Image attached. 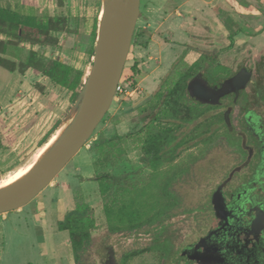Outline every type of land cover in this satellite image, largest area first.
Here are the masks:
<instances>
[{
	"label": "rangeland",
	"instance_id": "374dc122",
	"mask_svg": "<svg viewBox=\"0 0 264 264\" xmlns=\"http://www.w3.org/2000/svg\"><path fill=\"white\" fill-rule=\"evenodd\" d=\"M18 1L11 0L8 3L14 5ZM206 1L210 0H140V13L134 34L137 31H141L142 34L137 38L139 41L133 42L132 38L121 75V85L125 90L115 94L107 113L95 128L93 137L89 138L86 145L68 161L51 182L25 205L0 215V264H100L102 256L108 260L121 261L124 252L142 247L151 241L153 230L149 233L128 231L108 233L96 192L97 184L91 179L92 162L96 156L91 155L88 148L90 141L96 138L98 132H104L105 135L112 133L122 135L140 123L139 116L143 115L144 111L139 112L137 105L145 97L160 90L167 78L174 77L171 73L174 71L172 67L176 62L177 48L173 50V44L170 43L172 38L181 40L183 36L181 29L192 26L194 19L189 17V14L194 13L197 17L207 20L208 16L214 15L213 9L216 4L221 3L223 7L221 9L228 8L224 6L228 0H214L209 4ZM230 1L229 3L233 5L235 3L231 9L235 15L236 12H240L237 8L243 13L248 12V7L244 8L243 3L249 6L250 2L256 9L259 5L254 0ZM0 2L5 4V0ZM236 4L239 6L241 4L242 7L236 8ZM99 8L100 0H37L36 9L68 18L67 26L53 35L57 39V44L41 47L18 43L10 45L5 56L19 63L27 58L30 49L38 50L41 56L47 59L69 60L75 68L84 70L86 77L92 64L91 50L95 39L91 32L95 18L98 22ZM256 9L255 14H259L243 15L236 30H226L221 23L222 32L227 33L228 38L230 34L234 40L242 41L251 36L254 37L256 45L264 44V8H261L262 11ZM198 24L193 29L203 36L205 31ZM262 29L263 32L259 33ZM170 31L174 32V35H170ZM146 40L148 41L144 47ZM247 52L250 55L257 53L252 40L222 51L220 60L239 62L244 59ZM139 59L142 60L138 64L140 74L133 85L130 67ZM223 73L226 74L228 71L224 70ZM70 94V90L55 84L46 76L34 73L31 68L24 72L19 70L9 72L0 66V133L5 130L16 136V141L12 145H7L4 140L6 146L0 148V178H6L15 169L21 170L22 165L31 159L41 145L49 146L54 142L52 137L61 135L67 126L59 133L55 132L57 126L50 133L48 131L56 121L60 123L75 113L78 103L71 101ZM194 107L207 111L193 122L180 127L177 130V140L196 122L203 120L207 124L217 118V123L213 124L212 128L218 130H213L211 135L215 138L209 142L199 141L193 144L202 139L204 137L202 135L200 139L185 144L176 158V161H180L187 159L191 154L195 157L189 169L174 185L175 190L180 192V203L174 210L175 214L165 222L167 233L175 235L177 239L176 252L186 242L206 232L215 223L209 196L233 164L226 141L232 146H241L240 139L232 136L230 126L224 120V112L213 114L215 110L213 106L200 107L195 104ZM212 108L214 110H210ZM47 132L49 136L41 142ZM124 139L131 145L130 137L125 135ZM127 156L131 165H140L137 149L129 148ZM79 194L86 196L94 208L98 227L92 232L90 243L79 260L74 262L73 252L68 243V232L59 230L57 225L65 213L75 206ZM176 252L174 259L166 264L178 263ZM126 264H157V259L152 252H145L133 257Z\"/></svg>",
	"mask_w": 264,
	"mask_h": 264
},
{
	"label": "trees",
	"instance_id": "16d2710c",
	"mask_svg": "<svg viewBox=\"0 0 264 264\" xmlns=\"http://www.w3.org/2000/svg\"><path fill=\"white\" fill-rule=\"evenodd\" d=\"M36 5L37 0H21L14 5L0 2V66L9 72H24L31 68L34 73L46 76L55 84L70 90V99L74 102L84 83V70L75 68L67 59L44 58L40 51L33 49L19 63L5 56L8 47L18 43L41 47L57 44L53 35L67 26L68 18L38 10ZM96 25L97 18L91 32L94 39ZM141 34V31H137L133 35V42L139 41L137 38ZM147 41H144V46ZM140 61L142 60H135L130 67L133 85L140 74ZM196 65L188 70L185 69V64L174 68L171 73L174 77L167 78L160 90L145 97L137 105L138 111L144 112L139 116L140 123L129 132L122 135L98 132L96 138L90 141L88 152L96 156L92 162L91 179L97 184L96 192L108 233H149L153 230L148 244L131 248L122 254L121 261L124 264L145 252H152L157 264H166L177 251V239L175 235L167 233L165 222L175 214L174 210L180 203V192L175 190L174 185L186 173L195 157L191 154L185 160L176 161V158L182 146L200 139L202 135L204 137L193 144L199 141L209 142L215 138L211 135L213 130H218L212 128L217 123V118L207 124L203 120L196 122L177 140V130L180 127L193 122L207 111L195 109V104L187 94L186 83L191 74L189 70H193ZM58 123L56 121L48 132L53 131ZM48 132L41 142L47 138ZM125 135L131 138V145L125 141ZM4 140L7 145H12L16 136L4 130L0 133V148L6 146ZM129 148L138 150L140 165L130 164L127 156ZM77 197L75 206L65 213L57 225L59 230L68 232L74 262L79 260L90 243L92 232L98 227L94 208L87 197L80 194Z\"/></svg>",
	"mask_w": 264,
	"mask_h": 264
},
{
	"label": "flooded vegetation",
	"instance_id": "af4514ba",
	"mask_svg": "<svg viewBox=\"0 0 264 264\" xmlns=\"http://www.w3.org/2000/svg\"><path fill=\"white\" fill-rule=\"evenodd\" d=\"M213 1L210 0L211 3ZM229 1L224 3V6L228 7L225 9H221L223 8L221 3L216 4L213 9L214 15L208 16L207 20L197 17L194 13L189 14V17L194 19L192 26L181 29L182 39L172 38L170 43L173 44V50L177 48L175 50L177 58L172 69L185 64V69L188 70L197 64L193 70H189L191 74L186 83L191 101L200 107L213 106L215 110L210 109L214 110L213 114L224 112L225 122L229 121L232 126L230 130L232 136L239 138L241 143V146L236 147L226 141L233 164L209 196L215 223L206 232L186 242L176 252L177 264H203L200 254L206 251L216 254L217 258L212 256L209 260L221 261L219 264H264V44L256 45L254 37L251 36L238 41L232 39L229 34V39L227 33L222 32L221 23L224 29L233 31L238 28L237 25L243 15L259 14H255L256 6H251L249 2V6L246 3L242 4L244 8L248 7L247 13L237 8L242 7L241 4L240 6L236 4L235 7L240 12H236L235 15L231 10L235 3L233 5ZM254 1L258 2L257 8L262 11L264 0ZM196 24L205 31L203 36L194 31L193 27H196ZM262 32L263 29L259 31ZM170 35H174V32L170 31ZM251 40L257 48V53L250 55L247 52L244 59L239 62L220 60L222 51L244 45ZM191 52L197 56L188 62L187 55ZM243 67L250 74L245 87L239 89L237 94L234 91L229 92L221 96L217 104L199 103L190 96L188 84L196 75L201 74L213 86ZM223 69L228 73H223ZM219 186L223 200L220 213L214 207L213 195ZM188 248L193 250V254L191 252L195 260L193 263L187 258ZM100 264L122 263L102 256Z\"/></svg>",
	"mask_w": 264,
	"mask_h": 264
},
{
	"label": "water",
	"instance_id": "95a60500",
	"mask_svg": "<svg viewBox=\"0 0 264 264\" xmlns=\"http://www.w3.org/2000/svg\"><path fill=\"white\" fill-rule=\"evenodd\" d=\"M139 13L140 0H110L104 5L101 19L97 22L91 68L75 99L78 106L70 126L58 146L24 178L0 190V214L28 203L86 145L115 97ZM249 74L250 72L243 67L213 86L199 74L189 82L188 91L193 100L199 103L217 104L221 96L232 91L237 94L239 89L245 87ZM227 124L232 129L229 121ZM220 189L219 186L213 194L214 207L218 213L223 207ZM186 250L187 258L193 263L195 261L193 250L189 248ZM212 256L217 258L216 254L208 251L200 254L203 264L221 262L216 259L209 260Z\"/></svg>",
	"mask_w": 264,
	"mask_h": 264
},
{
	"label": "bare ground",
	"instance_id": "6f19581e",
	"mask_svg": "<svg viewBox=\"0 0 264 264\" xmlns=\"http://www.w3.org/2000/svg\"><path fill=\"white\" fill-rule=\"evenodd\" d=\"M100 1H101V4H100V8H99V13H98V19L99 20L101 19L104 5L107 2H109L110 0H100ZM73 115L69 116V118L61 121L57 125V128L55 129V132H57V133H59L60 130L64 126H67V127L64 129V131L61 133L60 136H58V137L57 136L52 137V139H54V142L51 145H49V146L48 145H44V144L41 145L35 151V153L32 155L31 159L27 163H25V164L22 165L21 170L18 171L17 169H15L6 178H4V177L0 178V190H2L3 188H6V187H8V186H10V185L18 182L19 180H21L22 178H24L41 160H43L50 152H52L58 146V144L61 142L62 138L64 137V135L66 134V132H67L69 126H70V123L72 121ZM69 121H70V123L68 124Z\"/></svg>",
	"mask_w": 264,
	"mask_h": 264
},
{
	"label": "crops",
	"instance_id": "0c3cea01",
	"mask_svg": "<svg viewBox=\"0 0 264 264\" xmlns=\"http://www.w3.org/2000/svg\"><path fill=\"white\" fill-rule=\"evenodd\" d=\"M9 1H11V0H5V4L8 3ZM20 1H21V0H19L18 2H20ZM18 2H17V3H18ZM206 2H207L208 4L210 3V1H206ZM12 5H13V4H12ZM187 5H188V4H187ZM184 9H185V8H184ZM0 38H1V36H0ZM194 55H196V54H195V53H192V52L189 53V54L187 55V61H188V62H191V61L194 59V57H195ZM2 214H3V213H2Z\"/></svg>",
	"mask_w": 264,
	"mask_h": 264
},
{
	"label": "built area",
	"instance_id": "2783aa9c",
	"mask_svg": "<svg viewBox=\"0 0 264 264\" xmlns=\"http://www.w3.org/2000/svg\"><path fill=\"white\" fill-rule=\"evenodd\" d=\"M125 89L122 88V85H121V79L116 87V94H118V92H123Z\"/></svg>",
	"mask_w": 264,
	"mask_h": 264
}]
</instances>
